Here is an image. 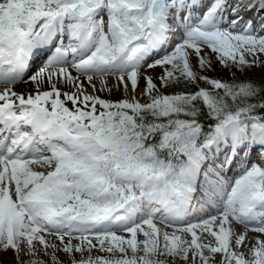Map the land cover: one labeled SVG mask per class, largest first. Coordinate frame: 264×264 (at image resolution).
Instances as JSON below:
<instances>
[{
	"label": "snow or ice",
	"instance_id": "obj_1",
	"mask_svg": "<svg viewBox=\"0 0 264 264\" xmlns=\"http://www.w3.org/2000/svg\"><path fill=\"white\" fill-rule=\"evenodd\" d=\"M0 264H264V0H0Z\"/></svg>",
	"mask_w": 264,
	"mask_h": 264
}]
</instances>
